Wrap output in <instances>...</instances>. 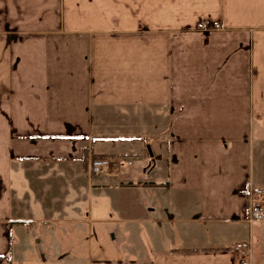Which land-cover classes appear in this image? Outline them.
Masks as SVG:
<instances>
[{"label": "crops", "instance_id": "1", "mask_svg": "<svg viewBox=\"0 0 264 264\" xmlns=\"http://www.w3.org/2000/svg\"><path fill=\"white\" fill-rule=\"evenodd\" d=\"M255 201L264 0H0V264H264Z\"/></svg>", "mask_w": 264, "mask_h": 264}, {"label": "built area", "instance_id": "2", "mask_svg": "<svg viewBox=\"0 0 264 264\" xmlns=\"http://www.w3.org/2000/svg\"><path fill=\"white\" fill-rule=\"evenodd\" d=\"M126 164H131V161H127ZM119 165H121V163H119ZM114 166L113 160L109 157H94L89 163V175L93 177L111 175ZM248 219L251 222L264 221V203L258 201L251 203L249 207ZM241 253L243 254V252ZM241 264L248 263L244 260H241Z\"/></svg>", "mask_w": 264, "mask_h": 264}, {"label": "rangeland", "instance_id": "3", "mask_svg": "<svg viewBox=\"0 0 264 264\" xmlns=\"http://www.w3.org/2000/svg\"><path fill=\"white\" fill-rule=\"evenodd\" d=\"M147 152L149 154H152V151L148 148L147 149ZM133 160V159H132ZM135 162V159L133 160ZM139 165V164H138ZM84 254V256H87V253L85 250L83 249H80V250H76L75 251V256H81L82 254ZM45 256L48 258L49 261H53V251H49V250H35L33 251V254H32V261H41L42 260V256ZM246 262V261H245ZM240 264H241V261H240Z\"/></svg>", "mask_w": 264, "mask_h": 264}]
</instances>
